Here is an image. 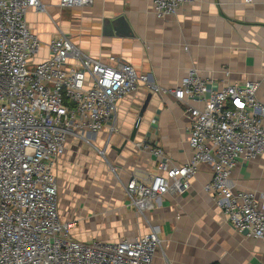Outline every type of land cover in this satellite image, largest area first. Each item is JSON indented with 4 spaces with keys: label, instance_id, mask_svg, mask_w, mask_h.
Segmentation results:
<instances>
[{
    "label": "built area",
    "instance_id": "1",
    "mask_svg": "<svg viewBox=\"0 0 264 264\" xmlns=\"http://www.w3.org/2000/svg\"><path fill=\"white\" fill-rule=\"evenodd\" d=\"M93 1L60 0L59 6ZM151 1L159 18L194 2ZM32 8L42 10L41 1L0 0V264H153L162 248L155 229L118 242L76 238L72 222L60 217L55 174L69 140L85 139V132L90 140L114 129L119 104L142 85L182 103L190 120L191 158L175 165L161 146L140 143L158 158V172L123 182L128 206L146 216L164 194L186 193L207 163L213 177L204 190L226 221L244 236L264 241V191L238 189L233 180L240 160L264 155L259 82L227 80L213 89L191 69L179 84L158 87L114 55L108 63L90 56L65 34L48 44L46 59L37 61L42 41L27 22Z\"/></svg>",
    "mask_w": 264,
    "mask_h": 264
},
{
    "label": "crops",
    "instance_id": "2",
    "mask_svg": "<svg viewBox=\"0 0 264 264\" xmlns=\"http://www.w3.org/2000/svg\"><path fill=\"white\" fill-rule=\"evenodd\" d=\"M40 1L43 9L32 8L27 14L28 25L42 41L37 61L46 59L48 44L65 34L90 56L108 63L114 55L158 87H173L195 69L213 89L227 80L257 81V97L264 103V0H194L166 18L155 14L151 0H94L68 8H61L60 0ZM135 94L141 108L148 103L134 141L113 144L109 128L87 140L104 141L124 182L158 172V158L140 143L161 146L175 165L191 158L190 120L182 103L147 85ZM133 95L121 101L118 114L130 106ZM212 177V166L201 164L186 193L164 194L146 216L128 206L124 190L114 197L109 187L99 194L87 189L79 204L66 209L58 201L59 213L63 221L72 222V234L84 242L133 240L152 226L162 240L153 264H264V241L237 232L204 190ZM56 179L61 192L57 174ZM233 180L238 189L264 191V155L240 160ZM78 222L89 223L79 228Z\"/></svg>",
    "mask_w": 264,
    "mask_h": 264
},
{
    "label": "rangeland",
    "instance_id": "3",
    "mask_svg": "<svg viewBox=\"0 0 264 264\" xmlns=\"http://www.w3.org/2000/svg\"><path fill=\"white\" fill-rule=\"evenodd\" d=\"M135 96L136 94L134 93L132 99H130L128 103L130 106L124 108V111L117 115L112 126L114 129L109 128L110 132L113 134V144H121L124 140L129 139L131 135L142 105L134 101ZM82 134L84 136L86 135L85 140L81 137H72L66 147L64 158L60 163L58 161L57 164L58 168L56 174L61 186L58 201L59 205L61 204L64 209L71 203L79 204L80 201L83 200L86 190L89 188L91 190H97V194L106 192L107 189L110 188L111 190L109 191L114 197H117L121 189L122 191L124 190V181L117 176V174H119L118 172L117 174L114 172L111 159L109 155H107V145L104 144V141L100 144L98 141L94 144H90L87 141V138H89L88 133L85 132ZM115 138L116 140L114 141ZM100 150L104 153L102 154ZM97 197L99 196L97 195ZM145 219V224H149L146 223L149 222L148 218L146 217ZM88 223L89 222H78L79 228H85ZM152 229L153 227L151 226L150 231ZM84 230L86 229H80L82 233Z\"/></svg>",
    "mask_w": 264,
    "mask_h": 264
},
{
    "label": "water",
    "instance_id": "4",
    "mask_svg": "<svg viewBox=\"0 0 264 264\" xmlns=\"http://www.w3.org/2000/svg\"><path fill=\"white\" fill-rule=\"evenodd\" d=\"M147 103H148V102H146V103L143 105V107L141 108V110H140V112H139V114H138V117H137V119H136V121H135V123H134L133 129H132V132H131V135H130L129 139H126V140L124 141L123 145H125L126 142H128V140H130V141H134V140H135V138H136V134H137V131H138L139 124H140V122H141V119H142L143 114H144V112H145V109H146V107H147ZM94 135H95V134H94Z\"/></svg>",
    "mask_w": 264,
    "mask_h": 264
}]
</instances>
